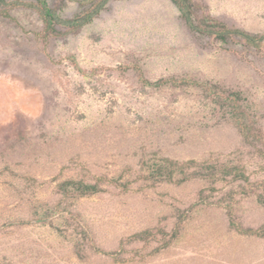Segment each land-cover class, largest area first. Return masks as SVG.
Here are the masks:
<instances>
[{"label": "rangeland", "instance_id": "374dc122", "mask_svg": "<svg viewBox=\"0 0 264 264\" xmlns=\"http://www.w3.org/2000/svg\"><path fill=\"white\" fill-rule=\"evenodd\" d=\"M78 1L48 0L64 17L86 8ZM195 1L197 19L264 34V0ZM57 30L44 40L33 8L0 2V264H264V237L238 233L226 209L264 227V42L193 31L171 0H111L91 23ZM136 67L240 91L253 135L228 102L146 85ZM163 157L237 166L249 181L153 182L143 164ZM69 179L101 190L63 196ZM144 230L149 241H128ZM122 246L119 260L93 250Z\"/></svg>", "mask_w": 264, "mask_h": 264}, {"label": "trees", "instance_id": "16d2710c", "mask_svg": "<svg viewBox=\"0 0 264 264\" xmlns=\"http://www.w3.org/2000/svg\"><path fill=\"white\" fill-rule=\"evenodd\" d=\"M109 1L111 0H79L78 2L80 5L86 6V8L71 17H64L49 4L48 0H34L33 2H7L6 0H0L3 4L8 3L14 6L25 5L33 8L38 13L43 23V31L40 35L44 40H47L50 36L55 35L58 32V26L66 27L69 30H78L86 24L91 23L105 8ZM171 1L177 7L181 18L184 20L186 25L193 31L212 35L224 43L232 37H239L246 43L255 47L261 46L264 42V34H254L238 27L228 26L209 13L203 14L200 19H197L195 12L198 9H202L203 6L195 0ZM3 13L6 16H10L9 12L6 10H4ZM136 69L139 71L140 80L146 85L156 87H161L163 85H171L175 87L196 86L208 91L210 94L215 95L220 98L221 101L228 102L231 106V116L244 138H250L253 135L248 126V122L246 121V116L241 110L242 106L240 105V101L243 99V96L240 91L220 90L209 82L188 77H168L152 81L146 78L138 67H136ZM215 167L216 166L214 165L198 162L194 159L180 162L168 157H163L159 161L152 164L147 162L143 164V168L148 170L147 178L153 180V182L172 181L177 175L182 176L181 180L183 181L192 177L201 176L209 179H223L228 175H232L233 178L236 179L249 181V177L245 175V172L237 166L230 167L224 164L219 168ZM103 179L111 183L117 181L118 178H98V181ZM98 181L86 182L84 180L76 179L64 180L59 184V190L63 196H83L100 191L101 188ZM226 209L230 217V226L238 233L255 237H264V227H243L235 220L232 206L227 205ZM160 233L166 235V232H163L162 230H160ZM177 233V230H174L171 234V238L176 237ZM153 235L152 230H144L129 236L128 241H149ZM93 250L104 256H109L114 260H119L120 255L127 252L123 246L118 250L107 251L97 247H93Z\"/></svg>", "mask_w": 264, "mask_h": 264}]
</instances>
